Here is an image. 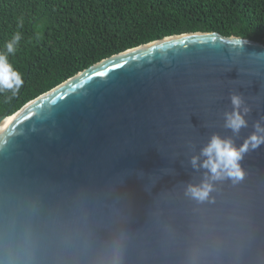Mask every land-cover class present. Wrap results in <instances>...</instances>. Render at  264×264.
Here are the masks:
<instances>
[{"label":"water","instance_id":"obj_1","mask_svg":"<svg viewBox=\"0 0 264 264\" xmlns=\"http://www.w3.org/2000/svg\"><path fill=\"white\" fill-rule=\"evenodd\" d=\"M253 52L264 44L174 35L25 105L0 131V264H100L121 235L123 264H264V144L238 182H216L204 202L186 194L206 171L191 158L214 134L239 146L264 117ZM232 92L251 108L238 135L224 120Z\"/></svg>","mask_w":264,"mask_h":264},{"label":"trees","instance_id":"obj_2","mask_svg":"<svg viewBox=\"0 0 264 264\" xmlns=\"http://www.w3.org/2000/svg\"><path fill=\"white\" fill-rule=\"evenodd\" d=\"M23 84L0 92V118L97 63L166 37L215 32L264 44V0H0V53Z\"/></svg>","mask_w":264,"mask_h":264},{"label":"clouds","instance_id":"obj_3","mask_svg":"<svg viewBox=\"0 0 264 264\" xmlns=\"http://www.w3.org/2000/svg\"><path fill=\"white\" fill-rule=\"evenodd\" d=\"M20 40L21 34L16 32L11 40L4 45L5 51L0 53V92L11 90L15 93L23 84L21 74L14 70L8 62V56L15 54ZM248 56L254 62L264 61V52L248 53ZM237 71L256 76L262 75L259 72H251L250 70L241 71V69H237ZM229 99L231 110L224 113L225 127L230 129L234 135H238L242 128L248 126L246 117L251 108L246 105L242 94L238 92H232ZM253 128L254 131L239 146L235 144L231 137H221L214 134L201 149L199 155L191 158V165L194 169H205L206 171L199 184H189L187 186L186 194L190 198L197 202H204L210 198L216 182L231 179L233 183H236L243 178L244 170L240 161L246 152L264 144V117L257 120ZM124 253L125 237L121 235L107 245L100 264H123Z\"/></svg>","mask_w":264,"mask_h":264},{"label":"bare ground","instance_id":"obj_4","mask_svg":"<svg viewBox=\"0 0 264 264\" xmlns=\"http://www.w3.org/2000/svg\"><path fill=\"white\" fill-rule=\"evenodd\" d=\"M14 117H9L0 125V131L5 130V128L10 124Z\"/></svg>","mask_w":264,"mask_h":264}]
</instances>
